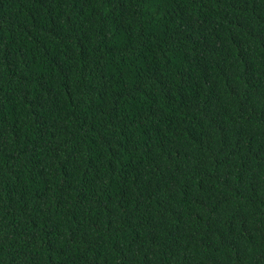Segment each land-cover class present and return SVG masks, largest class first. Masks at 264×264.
<instances>
[{"label": "trees", "instance_id": "1", "mask_svg": "<svg viewBox=\"0 0 264 264\" xmlns=\"http://www.w3.org/2000/svg\"><path fill=\"white\" fill-rule=\"evenodd\" d=\"M0 264H264V0H0Z\"/></svg>", "mask_w": 264, "mask_h": 264}]
</instances>
